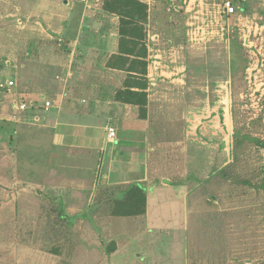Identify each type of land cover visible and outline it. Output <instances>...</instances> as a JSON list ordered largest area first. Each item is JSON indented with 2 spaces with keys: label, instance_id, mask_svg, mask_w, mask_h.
<instances>
[{
  "label": "rangeland",
  "instance_id": "1",
  "mask_svg": "<svg viewBox=\"0 0 264 264\" xmlns=\"http://www.w3.org/2000/svg\"><path fill=\"white\" fill-rule=\"evenodd\" d=\"M80 1L83 12V0H0V103L23 102L27 94L47 99L50 78L57 74L64 83L66 69L69 83L92 79L78 60L88 48L74 44L53 18L71 7L70 31H77ZM157 1L150 17L162 40L153 41L151 53L159 57L150 61L160 62L154 63L159 75L152 65L149 74L164 89H181V183L191 184L188 194L198 201L189 203L193 214L159 222L179 230L186 225V264H264V0H233L229 16L220 0L182 7L175 0L170 12L167 0ZM0 128V151L4 140L16 147L9 122L0 119ZM60 214L51 198L28 201L12 221L16 238L57 253L68 225L67 240L76 243L81 224ZM174 238L168 262L181 264ZM136 244L142 250L135 241L132 249Z\"/></svg>",
  "mask_w": 264,
  "mask_h": 264
},
{
  "label": "crops",
  "instance_id": "2",
  "mask_svg": "<svg viewBox=\"0 0 264 264\" xmlns=\"http://www.w3.org/2000/svg\"><path fill=\"white\" fill-rule=\"evenodd\" d=\"M83 1V12L82 1L76 3L82 14L77 31H70L71 7L61 18H53L64 25L67 37H75L74 44L88 48L78 60L86 68L83 75L92 79L69 83L72 71L66 69L64 83L57 74L50 78L47 99L27 94L26 101L0 103V119L9 122V135L17 144L4 140L0 151V264H171L175 236L181 264H186V225L181 223L179 230L159 222L180 217L181 211L184 216L193 214L189 203L195 200L188 194L191 184L181 183V112L176 110L181 107V89H164L149 74L152 65L159 75L154 63L160 62L150 61L159 55L151 53V46L155 39L162 40L150 17L158 1L141 0L148 10L144 57L120 54L118 17L101 2ZM244 1L248 5L249 0L237 2ZM112 15L115 21H108ZM132 59L146 63L145 74L140 63L133 71L124 69ZM126 90L144 92L145 104L125 101ZM47 100L49 108L44 107ZM109 125L113 138L107 135ZM135 186L143 190L144 212L115 214L117 200ZM45 196L56 201L61 218L81 224L76 243L67 240L68 230H73L67 225L66 245L57 253L40 243L18 240L12 222L28 201L37 203ZM134 241L143 243L142 250L137 244L132 249Z\"/></svg>",
  "mask_w": 264,
  "mask_h": 264
},
{
  "label": "trees",
  "instance_id": "3",
  "mask_svg": "<svg viewBox=\"0 0 264 264\" xmlns=\"http://www.w3.org/2000/svg\"><path fill=\"white\" fill-rule=\"evenodd\" d=\"M103 9L115 14L119 20V52L125 56L135 57L146 56L145 46V25L147 24V5L141 0H104ZM140 48L137 50V47ZM117 58L128 61L126 57ZM142 65L141 73H146V63L137 59H132L124 69L133 71L134 65ZM141 86H145L142 84ZM124 100L134 102L143 106L145 104L144 92H133L126 90L122 93ZM144 111L143 107H140ZM143 113V112H142ZM145 196L140 187H131L126 191L120 200L115 204V214L129 215L141 214L144 212Z\"/></svg>",
  "mask_w": 264,
  "mask_h": 264
},
{
  "label": "built area",
  "instance_id": "4",
  "mask_svg": "<svg viewBox=\"0 0 264 264\" xmlns=\"http://www.w3.org/2000/svg\"><path fill=\"white\" fill-rule=\"evenodd\" d=\"M174 1L175 0H170L169 1V6L166 8L168 12H170L173 8L176 7ZM196 1H199L201 3L202 0H194V1H191V2H190V0H181V7H182V4H184V5L186 4V5L190 6L191 4H194V2H196ZM219 5H220V9L222 10V13L225 16L232 15L235 12V6L233 4V0H220ZM8 84L12 85V81H8L7 85ZM50 105H51L50 101L47 100V101L44 102V107L45 108H49ZM19 108L21 110L25 109L24 103H20L19 104ZM107 135H108L109 138H113L114 135H115V131L110 125L107 128Z\"/></svg>",
  "mask_w": 264,
  "mask_h": 264
}]
</instances>
